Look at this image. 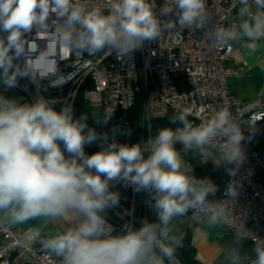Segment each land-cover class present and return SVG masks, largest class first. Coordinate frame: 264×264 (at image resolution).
<instances>
[{"label":"clouds","instance_id":"1","mask_svg":"<svg viewBox=\"0 0 264 264\" xmlns=\"http://www.w3.org/2000/svg\"><path fill=\"white\" fill-rule=\"evenodd\" d=\"M236 2V17L225 24L212 22L207 0H163L161 5L156 0H0V85L8 91L25 80L36 89L31 102L0 93V223L71 222L47 238L30 228L15 246L39 242L61 264H179L176 252L183 237L170 227L174 219L192 213L209 227L233 224L227 204L214 198L217 185L194 175L177 145L224 166L231 178L225 194L234 201L244 145L258 131L255 116L244 118L224 106L194 124L193 109L186 106L170 118L176 127H161L146 143L129 144L117 136L130 135V129L98 132L89 126L87 112L77 117L69 99L44 93L68 80L61 62L72 66V57L85 54L127 57L165 31L178 40L184 29L200 31L218 49L231 50L244 41L243 48L255 54L264 39V0ZM114 111L109 107L92 117L106 125ZM97 142L98 151H85ZM113 182L147 193L155 221L143 218L139 228L125 222L119 230L109 223L108 211L121 199ZM248 238L249 229L238 227L221 253L222 264H249L242 255ZM252 252L250 264H264V239Z\"/></svg>","mask_w":264,"mask_h":264},{"label":"built area","instance_id":"2","mask_svg":"<svg viewBox=\"0 0 264 264\" xmlns=\"http://www.w3.org/2000/svg\"><path fill=\"white\" fill-rule=\"evenodd\" d=\"M156 2L161 5L163 0ZM207 6L212 22L218 20L225 24L236 17L239 8L236 0H207ZM182 37L178 40L175 33L165 31L157 41L145 42L141 49L123 58H117L115 53L106 57H89L87 54L72 57V66H67L68 61L60 65L66 76L70 74L68 80L59 85H49L48 92L44 94L49 98L69 99L74 107L81 93L91 113L97 109L98 115L106 108H113L112 119L106 125L96 124L97 131L110 132L114 126H119L125 133L130 129V135L117 136L122 143H146L150 132L152 136L156 134L153 120L176 114L186 106L193 109L189 119L194 124L227 106L234 114H243L244 118L255 116L259 122L253 137L264 134L262 98L257 96L240 101L227 89V78L244 73L242 66L228 64L233 47L231 50L218 49L205 40L200 31L184 29ZM24 86H27V91ZM16 90L28 102L36 96L35 87L25 80ZM56 107L59 109L60 105ZM134 112L138 123L135 133L131 125ZM99 148L97 142L95 151ZM245 152L246 159L239 170L241 186L237 197L232 201L225 194L230 182L225 181L218 199L227 204L233 218L232 225L224 224L227 231L235 233L238 227H247L249 238L245 241L255 246L257 241L264 239V149L248 150L245 147ZM112 190L118 191L121 199L118 208L108 211L109 223L117 230L125 222L139 228L143 209L148 212L150 209L148 194L137 193L123 182H113ZM125 210L131 211L132 215H124ZM188 216L192 217V213ZM24 233L15 226H9L7 221L0 223V264H61V258L35 243L27 248L15 246V240ZM179 264L182 263L179 261Z\"/></svg>","mask_w":264,"mask_h":264},{"label":"crops","instance_id":"3","mask_svg":"<svg viewBox=\"0 0 264 264\" xmlns=\"http://www.w3.org/2000/svg\"><path fill=\"white\" fill-rule=\"evenodd\" d=\"M243 43L244 41L234 43L232 57L228 64L242 66L244 73L238 77L227 78V89L235 99L240 101L252 100L257 96H260L262 101H264V39L260 41V47L255 54H249L247 50L243 48ZM0 93L9 97H17L24 102H28L24 95L16 89L3 91V86L0 85ZM244 146L248 150L264 149V134L252 137ZM177 148L181 149L178 145ZM183 158L187 165L190 167L193 166L194 175L212 179L218 187V191L214 198H220L222 183L231 180L227 174L226 168L224 166L216 167L211 160L204 162L209 157L195 151L184 153ZM143 218H147L150 222H154L156 216L151 208L149 212L143 209L142 219ZM49 223H52L53 228L50 227L43 233L44 227L49 225ZM70 226V221L57 220L55 222L43 221L40 227L37 228L41 230L42 238H47L48 236L54 235L57 231H62L64 228ZM15 227L24 233L35 226H30L28 222L24 225ZM170 227L175 233L183 237V246L191 245L194 248L195 259L201 264H222L223 258L221 253L231 244L234 235V233L227 231L224 225L209 227L202 218L196 220L188 215L185 217H177ZM34 243L35 245L41 246L39 242ZM242 255L249 256L245 241L242 245Z\"/></svg>","mask_w":264,"mask_h":264},{"label":"trees","instance_id":"4","mask_svg":"<svg viewBox=\"0 0 264 264\" xmlns=\"http://www.w3.org/2000/svg\"><path fill=\"white\" fill-rule=\"evenodd\" d=\"M85 112L89 114V119H88L89 126L96 127L92 119L91 109L88 107L87 102L83 98L82 94L79 93L75 101L74 113H75V116L78 117L81 113H85ZM173 115L174 114H167L164 118L153 120L152 125H153L154 133H156V131L161 127H176V125H173L170 123V118ZM131 119H132L131 121L132 129H133V132L135 133L137 126H138L137 115L135 112L133 116L131 117ZM95 150H96V143H93L92 145L85 147V151L89 154L95 152ZM245 245L248 250V255H249L248 258L251 257L249 258V260H251L254 258V254L252 252L254 245L249 243L248 241H245ZM176 256L182 264H201L195 259L194 248L191 245H184L182 248L178 249L176 252ZM249 264H250V261H249Z\"/></svg>","mask_w":264,"mask_h":264},{"label":"rangeland","instance_id":"5","mask_svg":"<svg viewBox=\"0 0 264 264\" xmlns=\"http://www.w3.org/2000/svg\"><path fill=\"white\" fill-rule=\"evenodd\" d=\"M92 116H98V111H97V109H93L92 110ZM92 119H93V117H92ZM93 122H94V124L96 125V122H95V120L93 119ZM178 150H181V149H178ZM181 155H182V159L184 160V158H183V155H184V153H183V151L181 150ZM43 221L44 220H41V219H37V220H33V221H29V224H30V226H35L36 228L37 227H40V225L43 223ZM37 222V223H36ZM50 227H52V223H49V225H47L46 227H44V231H42L43 233L45 232V231H47V229H49ZM53 228V227H52Z\"/></svg>","mask_w":264,"mask_h":264}]
</instances>
